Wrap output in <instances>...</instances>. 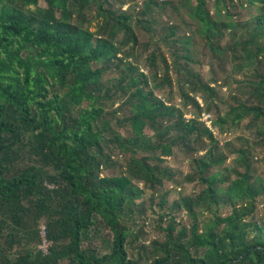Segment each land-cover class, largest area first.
Here are the masks:
<instances>
[{
  "label": "trees",
  "instance_id": "trees-1",
  "mask_svg": "<svg viewBox=\"0 0 264 264\" xmlns=\"http://www.w3.org/2000/svg\"><path fill=\"white\" fill-rule=\"evenodd\" d=\"M213 2L214 14L209 0H181L196 26L189 34L174 23L161 32L148 26L169 6L183 18L172 1L147 0L138 16L112 0H0V264H264V218L247 222L264 180L253 172L249 149L233 150L234 179L211 173L227 156L191 95H208L206 112L222 134L250 118L254 147H264V0ZM96 19L103 22L93 31ZM194 35L212 57H233L249 72L247 100L227 104L193 73ZM143 53L151 75L131 60ZM172 73L185 107L200 116L187 119L173 104ZM117 127L127 134H115ZM207 142L191 163L202 190L181 204L192 225L177 233L173 221L165 241L131 259L127 223L145 212L135 182L155 190L160 175L173 178L163 169L167 158L177 150L192 155ZM117 152L129 159L110 173L119 167ZM42 224L53 241L47 254L38 248ZM98 226L112 235L110 252L83 245Z\"/></svg>",
  "mask_w": 264,
  "mask_h": 264
},
{
  "label": "rangeland",
  "instance_id": "rangeland-1",
  "mask_svg": "<svg viewBox=\"0 0 264 264\" xmlns=\"http://www.w3.org/2000/svg\"><path fill=\"white\" fill-rule=\"evenodd\" d=\"M146 1L147 0H112L115 9L136 12V15L138 16L141 10H143ZM165 1H172L175 6L181 7L183 18L179 16L172 6H169L160 13V18L157 20L160 21L159 24H148V26H153L161 32L162 27H164L163 25L174 23L181 26L185 32L187 31L189 34H192L193 30H196V26L191 23L188 13L184 10L183 6H181V0ZM40 4L43 5V2L41 1ZM208 9L214 14L213 0H209ZM96 12L97 9L94 8V15H96ZM102 22V20L96 19L93 31L98 30V27H100ZM183 22H186L188 26ZM136 29L141 41L148 39V33L146 31H140L138 28ZM230 42L229 38L226 37L223 46L230 44ZM194 43L193 52L196 63L190 66L193 73L200 75L204 83H209L214 87L217 96L225 103L234 104V97L244 101L247 100L251 92V87L247 84L246 80V76L249 75V72L244 69L242 70L235 65L236 63L234 62L233 57H223L219 55L212 57L209 48L198 35H196ZM164 52L166 55L170 56V51L167 47H164ZM147 55L148 54L144 53L140 56L136 55L131 60L137 62L141 65L143 71L151 75L147 66ZM172 76L175 81L173 104L183 109L187 119L200 116V111L196 110L193 106L185 107L186 101L181 95V88L178 83L179 76L176 73H172ZM216 81L219 82L216 83ZM191 95L202 108L200 116L201 120L214 131L215 137L220 143L222 152L227 156L225 163L219 168L212 169L211 173L219 171L221 176L234 179V170L238 164L235 159L236 154L233 153V150L249 149L251 156H253V172L256 176L264 180V147H254L255 142L258 143V140H256V134L253 130L248 128L250 118L244 119L240 125L236 128L234 127L231 132L222 134L212 127V121L216 119L215 114H209L206 112L208 106L206 98H209L208 95H204L202 92L193 93ZM252 102H254V100ZM121 103L122 101L120 99L117 100L114 107H118ZM107 105L109 109L113 107L111 102ZM220 107L224 110L227 109L225 104H220ZM254 130L257 131V128ZM148 132L149 134L154 133L151 130ZM114 133L126 135L127 130L126 128L117 127L115 128ZM207 145L208 142L207 144L194 146L196 147V150L192 155L177 150L174 156L167 158V162L164 164L163 169L169 173L171 172L173 178L160 175L162 184L158 185L155 190L146 189L143 183L135 182V184L144 191V194L137 202L143 205L145 212L143 214L135 213L133 220L130 219L127 223L129 227V235L126 240V246L131 259L140 258V256L144 254L143 252L145 248L143 251L140 250L142 246L146 247V250L149 252V250L153 248L155 241H165L167 239L166 228L173 221L178 225L177 233L183 226L190 227L192 225L193 217L184 207L181 206V204H183V198L195 196V194H198L202 190L203 185L197 180V178H195L191 163L193 158H197L198 155H204L206 153V150L204 149ZM114 159L119 163V167L115 169L116 171L112 170L110 173H116L121 170V166L126 163L129 156L117 152L115 153ZM163 200H165V205H162ZM229 210L230 208L226 207L225 209H222L221 212L227 213ZM208 216L209 214L202 217L201 221ZM262 218H264V195L257 198L256 212L254 213V216L251 215L247 218V222H260ZM200 228H202V225ZM90 235L91 237L89 239L83 241L85 247H95L100 254L111 251L112 235L108 229L104 226H98V228L93 227ZM60 264L69 263L67 259H63Z\"/></svg>",
  "mask_w": 264,
  "mask_h": 264
},
{
  "label": "built area",
  "instance_id": "built-area-1",
  "mask_svg": "<svg viewBox=\"0 0 264 264\" xmlns=\"http://www.w3.org/2000/svg\"><path fill=\"white\" fill-rule=\"evenodd\" d=\"M40 235L41 241L38 244V248L43 252V254H47L49 253L50 248L53 245V241L48 238L47 226L45 224L41 225Z\"/></svg>",
  "mask_w": 264,
  "mask_h": 264
}]
</instances>
